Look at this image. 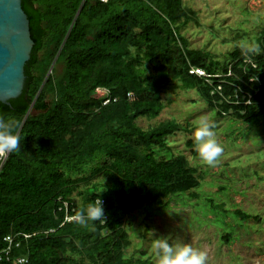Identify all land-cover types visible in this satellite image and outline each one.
<instances>
[{"label":"trees","instance_id":"obj_1","mask_svg":"<svg viewBox=\"0 0 264 264\" xmlns=\"http://www.w3.org/2000/svg\"><path fill=\"white\" fill-rule=\"evenodd\" d=\"M21 7L33 46L21 94L0 103V118L17 121L20 138L0 165V264H155L144 249L125 253V218L164 208L173 196L204 201L224 243L234 232L225 217L239 226L261 218L201 196L206 173L169 140L185 133L184 146L199 156L190 137L198 123L136 121L155 119L169 92L182 89L199 95L212 122L264 123V25L222 62L188 46L180 30L197 24V12L182 0H21ZM97 88L106 96H94ZM98 198L105 220L81 227L67 219Z\"/></svg>","mask_w":264,"mask_h":264},{"label":"rangeland","instance_id":"obj_2","mask_svg":"<svg viewBox=\"0 0 264 264\" xmlns=\"http://www.w3.org/2000/svg\"><path fill=\"white\" fill-rule=\"evenodd\" d=\"M182 1L197 12V24L189 22L180 30L188 46L209 51L222 62L234 47H249L264 25V0ZM94 96H106L105 89L97 88ZM168 99L170 102L155 119L138 118L137 124L148 128L174 118L196 122L197 129L202 123L212 122L213 113L205 108L193 90L175 89L169 92ZM213 122V138L223 149L214 165L190 155L184 146L188 135L183 132L169 138L170 147L175 153L186 155L192 165L206 173L202 197L214 196L226 207L236 206L257 213L261 218L256 222H242L239 226L225 217L224 221L234 227V232L231 241L224 243L220 240L218 228L211 222L213 215L203 214L204 201L173 196L164 208L152 206L128 214L125 229L131 244L125 250L126 254L144 249L155 260L154 240L168 237L170 244H189L204 252L205 264H264V123H250L248 126L229 117ZM196 129L190 133L193 139ZM224 185L227 188L219 192L218 187Z\"/></svg>","mask_w":264,"mask_h":264},{"label":"clouds","instance_id":"obj_3","mask_svg":"<svg viewBox=\"0 0 264 264\" xmlns=\"http://www.w3.org/2000/svg\"><path fill=\"white\" fill-rule=\"evenodd\" d=\"M18 127L17 121L0 118V157H6L19 150L20 138L15 132ZM193 137L199 158L208 165L217 163L223 149L213 138L211 125L202 123L193 133ZM67 219L81 227H94L93 222L105 220L102 200L98 198ZM153 255L155 264H205L206 261L204 252L189 244H170L168 237H159L154 240ZM20 264H24V261L21 260Z\"/></svg>","mask_w":264,"mask_h":264},{"label":"water","instance_id":"obj_4","mask_svg":"<svg viewBox=\"0 0 264 264\" xmlns=\"http://www.w3.org/2000/svg\"><path fill=\"white\" fill-rule=\"evenodd\" d=\"M77 14V12H76ZM21 0H0V103L21 94L33 41Z\"/></svg>","mask_w":264,"mask_h":264},{"label":"built area","instance_id":"obj_5","mask_svg":"<svg viewBox=\"0 0 264 264\" xmlns=\"http://www.w3.org/2000/svg\"><path fill=\"white\" fill-rule=\"evenodd\" d=\"M95 1L104 3V2H107L108 0H95ZM190 72H194V73H196L197 75H200V76H205V73H204V71L202 69L192 68L190 70ZM4 159H5V157H0V165L3 163ZM6 239L9 240L10 237H7Z\"/></svg>","mask_w":264,"mask_h":264}]
</instances>
